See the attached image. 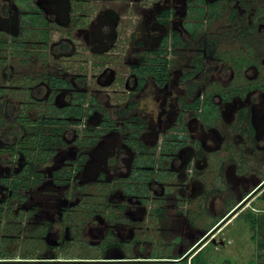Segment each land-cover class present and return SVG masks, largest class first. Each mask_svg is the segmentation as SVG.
Here are the masks:
<instances>
[{"label": "flooded vegetation", "instance_id": "obj_1", "mask_svg": "<svg viewBox=\"0 0 264 264\" xmlns=\"http://www.w3.org/2000/svg\"><path fill=\"white\" fill-rule=\"evenodd\" d=\"M258 1L261 0H0V59L6 58L4 51H7L11 61L22 67L27 65L32 74L41 76L36 83H29L32 80L23 83L26 87L23 94L30 103L14 117V122L26 133L21 139L29 141L28 153L20 152V142L8 148L0 138V229L5 230L0 244L8 243V229L12 226L8 220L13 215V218L24 215L27 225L39 219L42 239L55 234L56 241L46 240L47 247L50 243L62 246L68 228L79 230L85 226L82 222V226L75 227L74 219L69 217V201L75 198V193L62 190L75 180L76 173L85 171L95 176L96 185L105 183L107 177L108 189L104 191L110 201L99 204L116 209L103 216L105 211L101 214L93 206L90 214L99 218L109 239L121 238L122 228L129 230L127 241H122L125 243L116 239L103 248L105 254L118 253L123 258L99 261L102 263H131L125 252L131 247L144 250L140 246L148 244L147 239L137 237V226L151 214L144 210L148 200L159 199L153 193L157 187L163 199L170 198L173 210L174 197L178 195L204 202L206 172L224 167L225 183L230 190L236 191L241 200L245 198L243 202L254 196L264 186V179L242 196L250 180L237 169L233 154L224 163L218 156L222 150L228 153L243 145V152H238H256L260 157V153L264 154V2L255 7ZM121 10L124 14H120ZM127 18L130 25L137 27L135 32H128L121 25V20ZM213 24L219 29L216 34L219 39L236 38L243 48L246 44L251 46L254 63L236 56L232 62L244 66L243 75L237 74L239 66L231 62V67L222 68L223 77L214 73V78H210L218 88L211 92L200 77L204 63L225 59L215 53L211 33L203 43L198 37ZM181 37L199 42L202 48L197 51L191 70L175 80L176 86H184L186 97L180 100L178 113L174 112L178 96L174 99L170 69L174 51L186 46ZM136 39L142 41L139 47L143 51L134 53L130 59L128 52ZM154 60V65L165 69V77L153 76L148 67ZM44 83L42 91L40 86ZM150 84L160 97V109L153 113L158 117L157 129L151 127L152 119L140 107L139 96ZM33 94L43 97L37 99ZM36 99L45 114L38 113L36 119L30 120L25 112L36 104ZM4 107L8 111L9 105L0 102V110ZM187 115L188 128L183 124ZM161 123H165L167 131L162 136L158 135ZM4 126L0 114V129ZM70 127L73 137L67 141L65 136ZM4 131H0L4 142L17 136L14 126ZM148 133L156 138L152 147L145 140ZM68 143H75L76 147H69ZM73 148L74 161L69 167L53 170V178L43 182L42 166L50 163L58 152ZM4 152H10L12 159L16 157L15 168L2 167ZM243 202L232 207L227 217ZM166 210L165 204L154 208L152 214L157 218L153 220L166 219ZM227 217L209 226L184 256L153 262L183 264L185 259L202 251L198 246ZM138 219L140 222L136 223ZM87 232L89 228L83 229L84 234ZM19 263L57 262L46 255L15 258L8 250H0V264Z\"/></svg>", "mask_w": 264, "mask_h": 264}, {"label": "rangeland", "instance_id": "obj_2", "mask_svg": "<svg viewBox=\"0 0 264 264\" xmlns=\"http://www.w3.org/2000/svg\"><path fill=\"white\" fill-rule=\"evenodd\" d=\"M263 2L264 0L258 1V3L255 4V7L259 6V4H262ZM123 12L124 11L121 10L120 14H124ZM128 21V18L121 20V25L124 27V30L128 32H135L137 27L130 25ZM209 26L203 30L205 33H201L198 39H200L202 43L204 42L205 38L208 41V35L211 33L213 36V39L211 40L212 42L215 41L216 43L215 53L221 54V56H223L225 59V61L220 62H215L213 59H210L207 63H204V70L200 77L203 79V83L207 88L206 90L212 92L214 89H218L217 85L210 80V78H214V73L216 76L218 75V78L219 76L223 77L222 68L227 69L228 67H231L230 63L238 57H242L241 59L248 63H254V59L253 55L250 54L252 50L251 46L246 44L248 47L246 46V48H243L236 38L219 39V37L216 35L217 32H219V29L216 27L217 25L213 24L210 27ZM174 27H178L176 23H174ZM179 29L180 28L178 27V30ZM181 38L186 43V46L179 47L174 51V59L171 60L172 67L170 69V80L171 83L174 82V99L178 96V102L176 103L174 100V112L178 111V113L179 102L180 100H186V97L185 92L182 90L184 86H176L175 80L178 79L181 73L183 74L191 70L195 60L197 59V51L202 48V45L199 42L193 43V41H191L188 37ZM141 42L142 41L140 39L133 40L128 52L130 54V59L131 57H134V53L143 51V48L139 47ZM4 52L6 58H2V64L0 61V102H3L5 105L8 104L9 108L8 111L6 110V107L0 110V114L2 115L5 125L3 129H0V131H4L9 127L14 126L17 130V136L16 138L9 137L11 140L4 142V136L1 132L0 138L1 141H3L2 143L7 144L6 147L11 148L12 143H22L23 138L21 139V136L25 137L26 135L23 128L14 122V117L20 115L21 110L23 109L22 107L30 103L29 99H27L23 94V89L25 87L23 83H25V80H32L29 83H36L38 79H41V76H39V74H32L30 70L31 67H28L27 65L22 67L14 63V61H11L9 58L8 52ZM257 54L260 55L261 53L258 52ZM263 56L264 54L262 57ZM50 63L51 65L54 63L52 58H50ZM232 63L239 66L236 67L238 68L237 74L240 73L243 75L244 66L236 62ZM27 74L29 75L27 76ZM249 74L251 75L252 72H249ZM224 80L227 81L226 76L224 77ZM40 87H42V91H45V83L41 84ZM155 92L156 90L152 89V85L150 84L142 91V94H140L141 97L139 96V100L141 102V111L145 114L146 112L148 113L150 119H152L151 127L157 129L158 117L153 113H157L160 109V97ZM33 96L37 99H41L43 97L42 94L40 96L33 94ZM37 99L35 100L36 104H33V107L31 106L25 112L26 117L30 120L36 119L38 113L40 115L45 114L43 107L39 105V101ZM189 119L190 118L188 115L185 116V122L183 123L185 126H187ZM161 126L162 129L158 130V135L160 136L167 132L165 130V123H161ZM174 127L176 128V124ZM72 129L73 128L70 127L69 132L65 136L67 141H71L73 137L71 132ZM149 131L151 132V130ZM188 133L189 131H187V134ZM155 139L156 138H154L153 133H148L145 135L147 145L150 147L155 144ZM67 146L76 147L75 143L73 145L72 143H68ZM104 147H106V145H104ZM243 147H240L239 150L237 148L234 149V147L232 150L227 151L228 153H225V151L222 150L218 156L220 159H223L224 163L225 161H229V155L231 156V154H233L235 160L234 162L237 164V169L242 172L244 177L250 180V186L247 190H242V196H244L248 190L253 188L252 185L264 179V154L260 153V157L259 155L255 154L256 152H238L240 150L243 152ZM68 151L69 149H64L58 152V154L55 155L54 159L50 163H46V165L42 166L41 172L45 176L43 182L47 183L46 181L48 179L53 178V170L62 171L65 167H69L68 164L70 162L74 161L73 152L75 151V148L69 152ZM11 156L12 155L10 152H4L3 159L5 165H2L3 168L9 166L15 168L16 157L12 159ZM93 156L94 153L92 154V157ZM121 164L125 165L123 162ZM231 164L233 163L231 162ZM122 168L123 171H125V166ZM224 172V167H219L218 170L215 169L214 171L208 169L206 172L207 193L205 194L204 202H202L201 199L186 200V197L178 195L177 198L174 197V210L171 208L172 201H170V198L167 197L166 199H163V195L160 196L159 188L157 187V190H154L153 193H157L154 195L159 199L153 200L150 198L148 200L144 206V210L147 211V213L151 212V214L148 219H145L143 222H141V224H138L136 231V235H138L137 237L140 239L146 237L148 244H143L140 246L142 247L140 249H144L142 251H139L137 247L135 249L131 247L125 252L126 257L133 262L113 264H162L158 262L155 263L153 261H165L169 256H174L176 259L184 256L192 248V246H195V244L203 237V235L206 233L205 230L209 226L214 225L215 222L217 223L216 220L227 217L226 214H229L228 211L235 205L243 202L245 199L244 198L241 200L236 191L229 189V185L225 183ZM104 180L105 183L96 185L95 176H92L91 171H85L82 173H76L75 180L63 188L62 193H68L70 191L75 193V198L70 199L69 201V209H71L69 217L71 220L74 219L73 224L75 227H79L82 226L83 222L85 223V226L79 230L74 227L68 228L65 232L66 241L62 246H52L53 243H50L49 247H47L48 245L46 246V240L55 242L57 238L54 236L55 234H51L45 239L41 238L43 235V230H39V227L42 226L41 224L40 226L38 224V222H40L38 221L39 219H35L32 225L31 223L27 225V222L23 219L24 215L22 218L19 216L13 218V216H15L13 215L8 220L12 224V226L8 229V234L10 236L8 237V243L4 242L3 245L0 244V250L3 252L8 250V253L11 255V257L15 258H22L24 256L27 257L28 254H34L35 257H38L39 255H46L50 258H53V260L57 262L53 264H109L99 261H108L113 258L120 260L123 258L122 255L115 253V251V255L112 252L110 254H108L109 252H106L105 254L103 248L105 244H109V242H116V239L121 240V243H125L122 241H127L129 230L122 228L119 231L121 238L111 237L109 239L106 232L101 227V221L99 218H95L90 214V208L93 206H95L97 211H99L101 214L102 210L105 211L103 216L107 215L108 211H111V209L116 210L112 207V205H108V209H106L105 206L99 204H106V201L109 200V198L107 200L108 196H106L104 191L108 189L105 187L108 183L107 177ZM175 181L178 182L177 180ZM176 182L174 187L177 185ZM62 193L60 195L63 196ZM263 196L264 186L260 188V190L254 196L249 197L245 202H243L233 214L228 216L209 235V237L198 246L197 249H201L203 251L204 260L207 264H249L252 261L253 264L264 263ZM160 198H162L161 201ZM114 200L115 199L111 200V203H113ZM152 201L155 203L153 204ZM163 201L167 206L166 213L164 214L166 219H164L162 222L158 219L153 220V218H157L155 217L156 215L152 214L153 209L159 205H164ZM75 204H78V206H74ZM140 214L135 215L134 218H138ZM248 215H252L256 219V227L250 224V219H247ZM51 216H55V214L50 215V217ZM136 221V223L140 222L139 219ZM86 228H89L90 232L84 234L83 229ZM4 232L5 230L1 228L0 238L2 235H4ZM80 241L83 244H81ZM259 255L262 256L261 260ZM144 260L147 262H143Z\"/></svg>", "mask_w": 264, "mask_h": 264}, {"label": "trees", "instance_id": "obj_3", "mask_svg": "<svg viewBox=\"0 0 264 264\" xmlns=\"http://www.w3.org/2000/svg\"><path fill=\"white\" fill-rule=\"evenodd\" d=\"M154 63H156V60L153 61V65L152 66L148 67L153 72L152 73L153 76L156 77V78H158V79L165 77V69H160L159 68V64L154 65ZM143 74H145V73L143 72ZM28 143H29V141H28ZM28 143H27V141H25V142L22 141V143H19L18 144L19 145L20 152L22 154H24V155L28 153V151L26 149V145ZM31 145H32V143H31ZM248 216H250V215H248ZM247 219H250V222H251L250 224L252 226L256 227V220L253 217H247ZM253 238H254V236H253ZM259 258L261 260L262 259V256L259 255ZM183 264H206V261L204 260V253H203V251H198L196 254L191 255L188 259H185L183 261ZM249 264H253V261L250 262ZM260 264H264V263H260Z\"/></svg>", "mask_w": 264, "mask_h": 264}]
</instances>
